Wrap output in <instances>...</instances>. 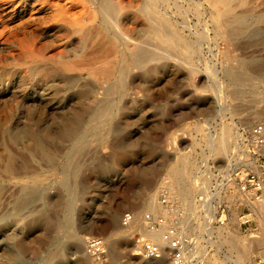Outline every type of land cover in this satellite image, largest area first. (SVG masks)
I'll return each instance as SVG.
<instances>
[{"label":"rangeland","instance_id":"1","mask_svg":"<svg viewBox=\"0 0 264 264\" xmlns=\"http://www.w3.org/2000/svg\"><path fill=\"white\" fill-rule=\"evenodd\" d=\"M9 1H0V264H139L133 252L152 239L136 227L174 233L184 220L187 264H264V218L252 187L241 190L247 172L264 176V149L249 134L264 125V0H230L216 34L207 8L170 0L169 28L194 55L149 35L142 0H110L111 20L99 12L108 0ZM220 132L226 151L214 153ZM7 158L21 178H5ZM177 182L190 190L184 201ZM77 236L100 239L99 258Z\"/></svg>","mask_w":264,"mask_h":264},{"label":"bare ground","instance_id":"2","mask_svg":"<svg viewBox=\"0 0 264 264\" xmlns=\"http://www.w3.org/2000/svg\"><path fill=\"white\" fill-rule=\"evenodd\" d=\"M0 1H2V0H0ZM5 1V0H4ZM11 1V0H10ZM9 1V2H10ZM105 1V0H104ZM179 1V0H178ZM232 1V0H231ZM16 2V1H15ZM67 2V1H66ZM170 2H172V1H170V0H142V2H141V9H140V12H141V14L143 15V17L145 16V18L146 19H148V21L150 22V24H149V31H150V33H149V35L150 34H152V36L153 37H155V38H157V39H159L160 41H164V42H169L170 44H174V45H182V47H183V51H185L186 53L185 54H188V53H190V52H192L193 53V55H194V53L196 52V50H194V49H192V43H191V41H189V42H187L188 41V39H186V35L182 32V31H180L179 29H177V28H174L173 30H171V28H169L170 27V25L171 24H173V22H175V23H177V21L178 20H175V18L173 19L169 14H167V11H166V7H168V5H169V3ZM194 2H196L197 3V7H198V9H199V11L200 10H204V8H207L209 11H208V19H207V23L209 24V26H211V28H212V31L214 32V34H216V30L215 29H217V27H218V24L221 22V20H220V22L219 23H217L216 21H215V18L217 17V16H221V17H225V15L230 11V0H195ZM238 2V1H237ZM31 3V2H30ZM49 3V2H48ZM92 3V2H91ZM100 3V2H99ZM111 1L110 0H108L102 7H100L99 6V12L101 13V15L103 16V17H105V18H107V20H111V18H109L110 16H109V9L111 8ZM115 3V2H114ZM244 3V2H243ZM34 4V3H33ZM93 4H94V2H93ZM187 4H189V3H187ZM222 5V6H224V10L223 11H215V10H217L216 9V6L217 5ZM4 5V4H3ZM7 5H8V3H7ZM22 5V4H21ZM42 5V4H41ZM179 5V4H178ZM29 6V5H28ZM33 6V5H32ZM119 6L122 8V3H120L119 4ZM173 6V5H172ZM234 6V5H233ZM233 6H231V7H233ZM94 7V6H93ZM96 7V6H95ZM113 7V6H112ZM115 7V6H114ZM181 7H183V6H181ZM220 7V6H219ZM116 8V7H115ZM127 8V7H126ZM188 8V7H187ZM1 9V8H0ZM93 9V8H92ZM117 9V8H116ZM120 9V8H119ZM128 9V8H127ZM138 9V8H137ZM168 9V8H167ZM181 10V9H180ZM179 10V11H180ZM112 11V10H111ZM168 11H170V10H168ZM187 11V10H186ZM194 11V10H193ZM199 11H198V13H199ZM3 12V11H2ZM5 12H7V11H5ZM96 12H97V10H96ZM122 12V11H121ZM121 12H119V13H121ZM139 12V11H138ZM192 12V11H191ZM201 12V11H200ZM203 12V11H202ZM17 13V12H16ZM99 13V14H100ZM171 13H173V12H171ZM187 13V12H186ZM193 13V12H192ZM197 13V12H196ZM197 13V14H198ZM1 14V13H0ZM5 14V13H4ZM3 14V15H4ZM124 14V13H123ZM176 14V13H175ZM247 14V13H246ZM200 15V14H199ZM201 15H203V14H201ZM197 16V15H196ZM4 17V16H3ZM201 17H203V16H201ZM218 17V18H219ZM0 18H2V17H0ZM3 19V18H2ZM10 19V18H9ZM78 19V18H77ZM100 19V18H99ZM173 19V20H172ZM186 19V18H185ZM102 20V19H101ZM172 20V21H171ZM183 20V19H182ZM241 20H244V15H242V16H237V17H235V19L233 20V22L234 21H241ZM114 21V20H113ZM219 21V20H218ZM223 21V20H222ZM105 22V21H104ZM107 22V21H106ZM111 22V21H110ZM184 21H182V23H183ZM223 22H225V19H224V21ZM2 23H3V20H2ZM7 23H9V21L7 22ZM148 23V22H147ZM6 24V23H5ZM107 24V23H106ZM110 24V23H109ZM204 24V23H203ZM4 25V24H3ZM175 25V24H174ZM177 25V24H176ZM1 26H2V24H1ZM27 26V25H26ZM92 26V25H91ZM172 26V25H171ZM180 26V25H179ZM25 27V26H24ZM176 27V26H175ZM187 28L185 25H183V28ZM215 27V28H214ZM9 27H6V29H8ZM79 28V27H78ZM179 28V27H178ZM189 28V27H188ZM205 28H206V22H205ZM204 28V29H205ZM1 29V28H0ZM19 29V28H18ZM221 29V28H220ZM16 30V29H15ZM15 30H14V32H15ZM126 30V29H125ZM187 30V29H186ZM189 31H190V29H188ZM3 31V30H2ZM87 31V30H86ZM148 31V32H149ZM204 31V30H203ZM209 31V30H208ZM3 32H6V31H3ZM117 32L119 33V34H125V32L121 29V27L119 26H117ZM191 32V31H190ZM9 33H13L12 31L11 32H9ZM89 33H90V31H89ZM1 34H3L2 32H1ZM20 34V33H19ZM191 34V33H190ZM194 34V33H193ZM26 35V34H25ZM145 35H146V33H145ZM11 36V35H10ZM20 36V35H19ZM116 36V35H115ZM193 37H194V35H192ZM227 36V35H226ZM144 37H146V36H144ZM152 37V38H153ZM198 37V36H197ZM4 38V37H3ZM8 38V37H7ZM89 38V37H88ZM116 38H117V36H116ZM115 38V39H116ZM151 38V39H152ZM154 38V39H155ZM190 38V37H189ZM10 39H11V37H10ZM13 39V38H12ZM156 39V40H157ZM191 39V38H190ZM194 40L196 39V36H195V38H193ZM117 40V39H116ZM5 41H7V40H5ZM150 41V40H149ZM155 41V40H154ZM196 41H197V39H196ZM3 42H4V40H3ZM136 42H137V40H136ZM143 42V41H142ZM138 43V42H137ZM196 42H194V44H195ZM2 45V44H1ZM6 44H4V46H5ZM16 45V44H15ZM124 45V44H123ZM112 46V45H111ZM116 46V45H115ZM156 46V45H155ZM195 46V45H194ZM6 47V46H5ZM23 47V46H22ZM86 47V46H85ZM91 47V46H90ZM101 47V46H100ZM114 47V46H113ZM170 47V46H169ZM28 48V47H27ZM10 49V48H9ZM19 49V48H18ZM31 49H33V48H31ZM90 48H88V50H89ZM115 49V48H114ZM172 49V48H171ZM7 50V49H6ZM24 50V49H23ZM87 50V49H86ZM95 50H97V49H95ZM153 50V49H152ZM4 51H5V49H4ZM16 51V50H15ZM25 51V50H24ZM84 51V50H83ZM42 52V51H41ZM78 52V51H77ZM90 52V51H89ZM88 52V53H89ZM93 52V51H92ZM105 52H106V50H105ZM108 52V51H107ZM111 52H112V50H111ZM156 52V51H155ZM25 53V52H24ZM35 53V52H34ZM33 53V54H34ZM85 53V52H84ZM160 53V52H159ZM10 54V53H9ZM27 54V53H26ZM76 54V53H75ZM78 54V53H77ZM76 54V55H77ZM154 54H157V53H154ZM2 55V54H1ZM11 55V54H10ZM13 55V54H12ZM36 55V54H35ZM80 55V54H79ZM27 56V55H26ZM42 56V55H41ZM81 56V55H80ZM190 56H192V54L190 55ZM1 57V56H0ZM82 57V56H81ZM80 57V58H81ZM83 57H85V56H83ZM102 57V56H101ZM103 57H105V56H103ZM18 58V57H17ZM20 58V57H19ZM28 58V57H27ZM79 58V57H78ZM32 59V58H31ZM71 59V58H70ZM69 60V59H68ZM26 61V60H25ZM20 62H22V61H20ZM16 63V62H15ZM17 63H19V62H17ZM80 63H81V61L80 60H76V62H73V63H71L70 65H69V68H71V69H78L79 68V65H80ZM95 63V62H94ZM87 64V63H86ZM85 64V65H86ZM1 65H3V64H1ZM96 66V65H95ZM104 66V65H103ZM102 66V67H103ZM99 67V66H98ZM120 67V66H119ZM126 68V67H125ZM115 69H117V67L115 68ZM21 70V69H20ZM19 70V71H20ZM92 70V69H91ZM91 70H90V72H91ZM119 70V69H118ZM215 70V69H214ZM19 71H18V73L17 74H19ZM88 71V70H87ZM214 72V71H213ZM92 73V72H91ZM119 73V72H118ZM7 74V73H6ZM85 75V74H84ZM121 75V74H120ZM39 76V75H38ZM92 76V75H91ZM127 76V75H126ZM96 77V76H95ZM118 78H119V76H117ZM1 78V77H0ZM2 78H3V76H2ZM17 78V77H16ZM15 78V79H16ZM20 78V77H19ZM38 78V77H37ZM19 80V79H18ZM18 80H16V81H18ZM117 80V79H116ZM7 81V80H6ZM21 81V80H20ZM214 81H215V88L217 87V89L219 90L221 87V82L220 81H218L217 79H214ZM116 82V81H115ZM119 82V81H118ZM6 83V82H5ZM13 83V82H12ZM40 83V82H39ZM105 85V84H104ZM119 85V84H118ZM120 86V85H119ZM13 88V87H12ZM10 90V89H9ZM221 91V90H220ZM9 93V92H8ZM11 93V92H10ZM14 97H15V95H14ZM21 97H22V95H21ZM9 98V97H8ZM39 98V97H38ZM11 99V98H10ZM20 99V98H19ZM221 99V98H220ZM2 100V99H1ZM8 101V100H7ZM6 101V102H7ZM38 101V100H37ZM20 102V101H19ZM23 103V102H22ZM3 104V103H2ZM8 104V103H7ZM6 104V105H7ZM4 105V104H3ZM1 106V105H0ZM24 106V105H23ZM101 110V109H100ZM6 123V122H5ZM2 128H4V127H2ZM224 128V127H223ZM229 129V128H228ZM6 130V129H5ZM223 130V129H222ZM1 132V131H0ZM63 132V131H62ZM67 132V131H66ZM70 133V132H69ZM25 134V133H24ZM40 135V134H39ZM38 135V136H39ZM62 135H63V133H62ZM235 135V134H234ZM29 136V135H28ZM36 136V135H35ZM66 136V135H65ZM209 136V135H208ZM224 136H225V133L224 132H220V134L218 135V137L215 139V140H213V141H210V142H213V143H210L209 142V144H211L210 146H209V148L211 149V151L212 152H214V153H219V150H222L223 152H225L226 151V147L223 145L224 143H225V138H224ZM33 137V136H32ZM215 137V136H214ZM227 137V136H226ZM211 139V138H210ZM213 139V138H212ZM38 140V139H37ZM40 140V139H39ZM32 141H33V139H32ZM24 142V141H23ZM22 142V143H23ZM16 143V142H15ZM14 143V144H15ZM19 143H21V142H19ZM39 143V142H38ZM208 144V145H209ZM40 146H41V144H40ZM10 147V146H9ZM23 148H25L24 146H22ZM43 149V148H42ZM2 150V149H1ZM12 150V149H11ZM24 150H26V149H24ZM23 150V151H24ZM13 151V150H12ZM15 153V152H14ZM21 154V153H20ZM4 155V154H3ZM25 155V154H24ZM2 157V156H1ZM0 157V158H1ZM25 157V156H24ZM23 157V158H24ZM21 159V158H20ZM1 161H3V160H1ZM23 162H24V160H23ZM20 163V162H19ZM248 163H254V161H248ZM5 172H6V176H5V178H8V179H13V178H21V174H22V170H19V169H17V168H14L13 167V165H12V161L11 160H9L8 158L7 159H5ZM1 165V164H0ZM2 168V167H1ZM24 174V173H23ZM3 175V174H2ZM29 176V175H28ZM39 176V175H38ZM41 176V175H40ZM27 177V176H26ZM1 179H3L2 177H0ZM40 180V179H39ZM41 181V180H40ZM16 182V181H15ZM27 182V181H26ZM11 183V182H10ZM13 183H14V181H13ZM18 183H19V181H18ZM14 185H15V183H14ZM19 185V184H18ZM18 185H16V187H18ZM10 186V185H9ZM8 186V187H9ZM13 186V185H12ZM175 187H176V190L178 191V193L179 194H177L178 196H181L182 198V200L184 201V199L185 198H187L188 196H189V194H190V190L189 189H187L185 186H183V185H181V183L180 182H177L175 185H174ZM43 187V186H42ZM25 188V187H24ZM6 191V190H5ZM22 191V190H21ZM1 192V191H0ZM10 192V191H9ZM13 193H14V189H13ZM15 194H16V192H15ZM6 195V194H5ZM7 196V195H6ZM1 197V196H0ZM17 197V196H16ZM20 197V196H19ZM18 198V197H17ZM176 198H177V196H176ZM15 199V198H14ZM7 200V199H6ZM15 201V200H14ZM3 202V201H2ZM13 202V201H12ZM254 202H257V203H254V209L256 210V211H258L260 214H262V218H264V201H261V200H254ZM259 202V203H258ZM0 203H1V201H0ZM22 205V204H21ZM147 206H148V208H149V210H151V211H156V207H157V204H156V202L154 201V199H151L150 201H148V203H147ZM162 213L165 215V214H167V212L166 211H162ZM182 219L184 220V218L182 217ZM181 219V220H182ZM132 220H133V218H132ZM10 221V220H9ZM185 221V220H184ZM184 221H179L178 222V224L177 225H174V227H175V230H176V232H174V233H172L174 236H176L177 238H179L180 239V241H181V249H182V252H183V256H184V259H185V264H187V260H186V256H188V255H192V253L194 252L193 251V248L191 249V247L189 248V243H187V241H189V239L188 238H185L184 236H181V233H182V231H183V229H182V225H180V224H183L182 222H184ZM6 223V222H5ZM2 224V223H1ZM0 224V225H1ZM4 226V225H3ZM170 226H172V228H173V225H170ZM11 227V226H10ZM139 227V228H138ZM138 227H136V229H135V231L137 232V233H139L141 236H139L140 237V239H142V238H148V239H152V240H148V241H150V242H154V243H156V244H158L159 245V247H160V251H161V255H160V257L159 258H145V257H141V258H136V257H134L133 259L135 260V262L136 263H139V264H166V257H165V251H167L168 252V250H169V248H168V246H167V240L164 238V236H163V232H161V228L162 227H160V228H157V229H153V228H148V227H146V226H138ZM207 227V226H206ZM4 230V229H3ZM171 230V229H170ZM5 232H6V230H5ZM171 232V231H170ZM137 233H136V235H137ZM162 233V234H161ZM135 235V234H134ZM142 237V238H141ZM187 237V236H186ZM77 238V242L78 243H76V244H79L78 246H82V244L84 243V241H86V239H88V238H84L83 236H77L76 237ZM192 243V242H191ZM195 243V242H194ZM141 245V244H140ZM197 246V245H196ZM3 247V246H2ZM80 248V247H79ZM196 248V247H195ZM197 249V248H196ZM195 249V250H196ZM82 250V249H81ZM139 252H141V250L140 251H138V252H133V254H138ZM88 254H90V253H88ZM90 255H93V256H95V257H97L96 255H94V254H90ZM189 257V256H188ZM97 258H99V257H97ZM86 260L88 261V263L87 264H94V262L89 258V257H86ZM96 260V259H95Z\"/></svg>","mask_w":264,"mask_h":264},{"label":"built area","instance_id":"3","mask_svg":"<svg viewBox=\"0 0 264 264\" xmlns=\"http://www.w3.org/2000/svg\"><path fill=\"white\" fill-rule=\"evenodd\" d=\"M252 137L257 150L264 149V125H255L251 128L249 132ZM264 153V151H262ZM264 156V155H262ZM247 186H251L254 190L252 195L256 198V200L264 201V176L255 172H247L245 179L243 181L241 190L247 188ZM150 219L149 216H146ZM132 220V215L126 213L122 217V224L127 225ZM155 223L163 224V220H156ZM164 238L167 240V246L169 248L167 255L170 259V264H185V259L183 256V252L181 249V241L179 238L174 236L170 231H165L163 233ZM87 247L93 253L100 254L103 252L102 250V242L98 238H89L87 239ZM141 254L145 258H159L161 255L160 247L158 244L154 242H144L141 244Z\"/></svg>","mask_w":264,"mask_h":264}]
</instances>
